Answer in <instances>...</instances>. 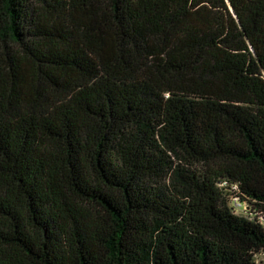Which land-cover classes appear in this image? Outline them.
Instances as JSON below:
<instances>
[{"label": "trees", "instance_id": "16d2710c", "mask_svg": "<svg viewBox=\"0 0 264 264\" xmlns=\"http://www.w3.org/2000/svg\"><path fill=\"white\" fill-rule=\"evenodd\" d=\"M264 0H0V264H264Z\"/></svg>", "mask_w": 264, "mask_h": 264}, {"label": "rangeland", "instance_id": "374dc122", "mask_svg": "<svg viewBox=\"0 0 264 264\" xmlns=\"http://www.w3.org/2000/svg\"><path fill=\"white\" fill-rule=\"evenodd\" d=\"M228 200L231 207L233 206L234 212L237 215H241L248 219V221H257L258 223L264 225V207L263 206H255L249 205L247 202L239 201L235 194H238L236 188L228 187ZM240 205V206H239ZM259 261H263L264 263V253L261 252L257 255Z\"/></svg>", "mask_w": 264, "mask_h": 264}, {"label": "built area", "instance_id": "2783aa9c", "mask_svg": "<svg viewBox=\"0 0 264 264\" xmlns=\"http://www.w3.org/2000/svg\"><path fill=\"white\" fill-rule=\"evenodd\" d=\"M240 206V205H239ZM232 209H233V206H232ZM233 212H234V209H233ZM234 214H236L235 212H234ZM241 216V215H240Z\"/></svg>", "mask_w": 264, "mask_h": 264}]
</instances>
